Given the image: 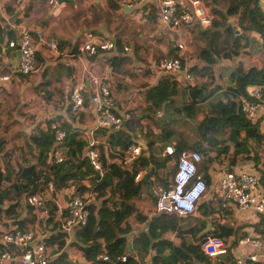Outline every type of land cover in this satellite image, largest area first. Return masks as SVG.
<instances>
[{"label":"trees","instance_id":"trees-1","mask_svg":"<svg viewBox=\"0 0 264 264\" xmlns=\"http://www.w3.org/2000/svg\"><path fill=\"white\" fill-rule=\"evenodd\" d=\"M114 1L116 2L107 1L110 10L121 7L129 9L119 0ZM206 3L209 5V2ZM222 7L223 10L212 9L215 18L208 28L191 26L190 31L194 38L205 43L203 48L198 49V56L204 66H194L189 70V73L199 80L198 84L192 88L180 85L164 73L158 83L144 93V104L138 106L137 112L141 120L150 122L152 131L145 133L146 145L136 143L142 150L131 165L126 166L121 161L123 153L135 143L131 128L110 130L103 140H97L95 148L99 152L104 170L100 178L86 156L87 139L77 128L62 121L60 117L50 118L45 129L38 128L36 134L29 136L26 150L12 148L9 153H3V149L0 151V216L5 206H15L10 208L5 216L13 220L19 230L25 231L32 223L33 216L20 219L17 203L23 197L37 194L50 182L55 191L72 186L79 193H85L93 188L95 203L99 202L100 206L90 208L87 225L78 230L76 241L72 242V246L82 252L88 264H137L134 256L127 255L130 250L125 235L130 231L129 227H122L132 216L138 224L147 225L146 232L135 236L133 243L139 253H147L150 249L155 252L151 261L153 264H209V259L200 251V245L207 237L215 235L221 238L222 234H217V228L204 233L207 225L202 219L214 215L222 216V213L226 212L227 209L222 208L217 200L214 205L199 201L195 213L183 218L165 214H152L150 218L148 215H136L130 202L139 198L142 191L147 189L145 184H139L140 180H135L136 176L148 172L153 167V176L149 178L150 188H154V177L156 184L166 185L174 175L181 151H196L202 155L198 172L206 169L212 155H215L214 160H220L221 157L226 158L230 149L233 150L228 162L231 165H234L238 154L246 155L245 158L251 159L255 166L260 158L258 152L264 156V138L259 129L244 118L238 104L239 99L245 96L248 86H264V12L256 0H224ZM152 12L154 10L149 14ZM231 18L237 21L235 27L229 23ZM251 34L257 35L258 40L250 36ZM250 44H259L253 56L254 65L247 67L240 62L229 74V83L225 88L216 84L212 67L220 61H231L241 53H247L244 50ZM115 49H124L119 40L115 42ZM172 54L171 52L170 55ZM41 63V58L37 57L36 68ZM181 90L184 91L183 101ZM220 91L224 102L214 98ZM58 94L61 95L59 90ZM45 95L47 100L52 98L48 92ZM175 95L179 98V107L174 101ZM58 98L63 101V95ZM59 104L61 103L52 105ZM84 105L88 106L86 99ZM202 105H206V110L202 109ZM160 116L177 119V123L180 117L185 120L200 118L197 127L201 140L188 144L177 137L174 123ZM55 122L60 123L61 129L65 131L61 147L64 161L60 164L48 163V154L54 142L52 126ZM104 132L102 128L97 129L94 137L97 139L104 135ZM157 140L173 143L174 154H147ZM111 151L116 153L115 158L110 157ZM28 156L32 160H29ZM165 165L170 170L169 178H161L157 173V170ZM258 174L256 177L264 191V171L259 170ZM85 181L89 182V187L84 184ZM148 196L155 205V195L148 191ZM49 210L53 215L54 209ZM45 225L41 224V227L45 229ZM263 229V218L258 217L255 230L261 232ZM168 235L177 238L179 245L167 239ZM61 238L60 233L49 235L46 239L42 237L47 246H56V251H60L64 246V240ZM186 239H191V242ZM103 252L107 254L108 261H96L95 258ZM124 255H127L125 262L117 260ZM229 260L230 258L226 259L228 264H233L232 260Z\"/></svg>","mask_w":264,"mask_h":264},{"label":"built area","instance_id":"built-area-1","mask_svg":"<svg viewBox=\"0 0 264 264\" xmlns=\"http://www.w3.org/2000/svg\"><path fill=\"white\" fill-rule=\"evenodd\" d=\"M129 8L140 5L147 6L148 13L154 10L158 25L174 34L173 40L175 54L156 62V68L168 74L171 79L181 85L194 87L199 80L185 71L182 67L181 57L186 47L185 39L190 38L191 26L208 28L214 17L211 9L203 0H119ZM259 6L264 9V0H256ZM52 5L57 0H48ZM184 34H182V31ZM181 32V33H180ZM34 38H37L35 40ZM16 48L20 55L19 64L12 73L27 76L36 71L37 51L45 47L52 54L58 55L55 41L47 40L40 29L29 30L23 28L19 31L17 42L9 44ZM115 50L114 40L95 36L87 33L82 43L77 48V55L88 57L97 56L100 53H110ZM11 74H0V84L9 82ZM175 78V79H174ZM90 86V88H87ZM91 91L89 102L93 107L95 126L85 134L87 139L86 156L102 178L104 170L101 166L98 150L95 148L97 139L94 132L97 129L105 131L120 130L130 121L131 116L126 113L117 115L114 113V103L111 98L109 87L96 74L89 76L88 81H81L74 84L70 92L69 113L77 117L84 110L85 94ZM263 87L248 86L245 89V96L239 99L240 110L244 118L259 129L264 138V106L262 105ZM54 142L48 154V163L60 164L64 161L62 143L65 138V131L57 124H53ZM141 146L132 144L122 155V163L131 165L141 153ZM175 152L174 145L166 143L163 146L162 156H171ZM110 157H116L111 151ZM202 163V155L196 151H181L175 166V172L169 178L166 185L156 184L153 194L156 197L155 213L174 215L179 218L194 214L196 207L204 199L208 190L204 176L198 172ZM142 174L135 178L139 181ZM213 191L214 198L221 207L227 209L232 204L238 210H249L264 221V191L260 187L258 178L242 170L235 171L232 167H224L218 170V179ZM94 200L93 188L88 192L79 193L72 186L55 191L53 184L48 183L43 190L37 194L25 198L24 205L29 211H38L39 217L44 221L45 230L35 226L32 230L21 231L17 228L8 229L0 234V264H57L55 260L60 256V251L50 252L46 241L47 232L56 230L59 233L68 234L73 230L85 227L90 217V204ZM49 209H54L50 214ZM262 233L247 234L238 240L239 245L249 244L254 250L246 256L237 257L235 264H250L257 261L256 251L264 250V229ZM201 253L207 258H217L227 255L228 246L218 236L211 235L200 245ZM127 255L117 258L125 262ZM96 261H108L105 252L99 254ZM148 264H153L152 262Z\"/></svg>","mask_w":264,"mask_h":264},{"label":"crops","instance_id":"crops-1","mask_svg":"<svg viewBox=\"0 0 264 264\" xmlns=\"http://www.w3.org/2000/svg\"><path fill=\"white\" fill-rule=\"evenodd\" d=\"M107 1L108 0H67L66 2L58 4L54 8V5L50 4L48 0H0V74H11L17 67V49L11 48L9 44L11 42H17L18 33L23 28H27L29 30H33L35 28L40 29L42 33L47 36V40L56 42L58 50V55H55L49 52L45 47L40 46V49L37 51V57L41 58L42 63L39 67H37L34 73H31L34 74V76L29 77L31 80L27 79V77L31 74L27 75L25 78V76L12 73L9 82L0 84V96L10 94L13 90H17L16 88H36L39 84H43L41 85L42 89H44L43 94L48 92L52 97L47 101H49L50 104H57L59 102L61 105H63V101L61 102L58 97L64 94L66 95L65 89H67V91L69 90L68 93L70 97V92L74 84L83 80L87 82L90 75L96 74L109 87L111 98L114 103V113L117 115L128 113L131 116L130 121L124 126V128H131L133 130L131 136L134 140L136 130L135 124L137 122L138 124H141V122L144 121L140 119L137 108L138 106H142L144 104V93L146 90L155 86L159 79L163 77L164 73L156 68V63L148 67L137 66L136 70H134V72L132 71L133 74L129 72L125 73L124 62L135 60L134 58H131V54H123L124 52L116 49L113 52L100 53L94 57L77 55V48L82 43L84 36L87 33H90V30H94V6L97 7L98 11L100 12V6H102L104 3L108 7ZM260 9L262 12H264V9L261 7ZM126 11H129V9L127 8ZM104 28L105 22H101L99 25V30L102 33L106 32L103 30ZM161 30L164 29L161 28ZM181 31L182 34H184L183 30ZM189 32L190 36L192 32ZM34 39L37 40V38ZM172 53L173 55L175 54L173 45ZM254 53L251 56L250 63L246 65L243 62L238 61L236 65L231 66V61L234 59L231 61L223 60L215 64L212 68L215 75L216 84L223 75H228L229 77V74L240 62L247 67L249 65L253 66L255 63L253 59ZM185 54L186 50L181 57L182 67H184L185 71L189 72V70L194 66H204V63L200 60L198 55L194 59L188 60ZM245 54L247 55L248 51ZM183 57L184 59H182ZM44 70L45 76L42 77ZM262 87V105L264 106V86ZM87 88H90V86ZM58 90L61 92V95L58 94ZM2 91L4 92L1 95ZM181 91L184 92L183 90ZM90 94L91 91L88 90L85 94V99L87 100L88 106L84 105V110L80 112L77 117H73L69 113L70 103L66 108L67 114H64V111H61L55 115L56 117H60L62 121H66L73 127L77 128L78 132H80V134L84 137L85 134L90 132L95 126L93 107L89 102ZM1 102L2 101L0 100V103ZM54 124H57L60 127V123L55 122ZM45 128L46 126L41 129ZM108 132L109 131H105L104 135L97 137V140H103ZM154 134H156V131H154ZM160 141L161 140H157L152 147V150L154 149V151H151L155 156H162L163 146L165 143H161ZM136 143L140 144L135 142L134 145H136ZM155 149L158 150V152ZM149 152L150 150L147 151V154ZM232 153L233 150L230 149L226 158L221 157L220 160H214L213 158L215 155H212L211 161L207 164L206 169L201 171L207 184V188H209L210 191L209 194L205 195L202 201L206 202L208 205H214L216 201L212 190H214L217 183L219 169L228 166L232 167L235 171L242 170L246 173L258 176L259 174L257 169L261 168V166L264 164V156L261 154V152H259L260 158L256 166L251 159H246V155L244 154H238L235 157L234 165H231L228 162L229 158L232 157ZM160 169L161 168L157 170L158 173L160 172ZM84 184L89 187L88 181H85ZM93 203L96 205L95 199L93 200ZM93 203L91 207H97V205L93 206ZM27 212L28 216L25 217H33H31L32 223L28 225L25 231L32 230L35 228V226H39L41 229L45 230L41 227V224L45 223L39 217L38 211L27 210ZM2 215L4 216L0 218V234L1 232L8 229H18V226L13 220L8 219L3 213ZM150 217L151 215H148V218ZM20 219H23L22 216ZM202 220L205 221L207 229L210 228L209 230H212L213 228H217V234H222L221 238L228 246L229 251L225 256L208 258L209 264H228L226 261L228 258H230L229 261L232 260V263L234 264V261L237 257L246 256L253 253L254 250L249 244L239 245L237 242L239 239L251 232L254 234L262 233L255 230V225H257V217L253 214V212L249 210H238L232 204L227 205V210L225 213H222V216L214 215L212 217L203 218ZM126 223L127 221L123 224V228H125L124 226ZM139 225H137L139 232L132 231L129 228L130 231L125 235L126 242L128 243V248L130 250L129 254L127 255L134 256L137 264H148L152 261L155 252L150 249L147 253H139L137 252L136 246L133 243V238L135 236L146 232V223ZM56 227L57 225H55L54 230H50L48 232L47 237L49 235L51 236L53 234L59 233L57 232ZM77 232L78 230H73L68 234L60 233L62 234L61 239L64 240V246L60 250V256L64 257L60 258L59 256L57 258L58 262L62 264H88L82 255V252L79 251L77 247L72 246V242L76 241L75 235ZM167 239L172 241L175 245H179L180 243V241L172 235H168ZM186 241L191 242V239H186ZM47 247L50 249L51 253L53 252V254H55V252H57L56 246ZM3 249L4 247H1V250ZM255 253H257L258 259L256 262L250 264H264V250H260L258 252L256 251Z\"/></svg>","mask_w":264,"mask_h":264},{"label":"rangeland","instance_id":"rangeland-1","mask_svg":"<svg viewBox=\"0 0 264 264\" xmlns=\"http://www.w3.org/2000/svg\"><path fill=\"white\" fill-rule=\"evenodd\" d=\"M112 1L114 3L116 2L114 0ZM203 1L205 4H207L206 2H209V5H207L210 9L223 10L222 6L224 5V0ZM214 1H218L219 3H214ZM100 9L101 11L99 12L98 8L94 6V30H90L89 32L95 36L107 39L109 38L110 40H114V42L120 40L122 47L124 48V51L121 52H124L123 54H131V58H134L135 60L124 62L125 73L129 72L133 74L132 71L134 72L137 66H152L154 63H158L163 58L172 57L170 55L172 52V42L176 39V37L166 29L161 30V27L158 25L155 12L149 14L147 6L141 7L140 5H137L133 8H129V11H126L127 8L125 7L109 11V8L104 3L100 6ZM101 22H105V28L103 29L106 31L105 33H102L99 30ZM236 22V19H229V23L234 27L236 26ZM190 36L191 37L187 40L185 39L184 42L186 47L185 55L188 60L194 59L198 55V49L201 47L203 48L205 45L203 41L195 39L192 33ZM250 36L257 40L259 38L255 34H251ZM258 47L259 44H250L244 50L245 52L248 51V54L246 55L245 53H241L239 57L231 61V66L236 65L238 61L243 62L245 65L249 64L252 54L256 52ZM182 59H184V57ZM31 76H34V74H31L28 77L25 76V78L27 77L28 80H31V78H29ZM228 83V75H223L218 80L217 84L222 88H225ZM41 85L43 84H39L36 88L30 87L29 89L16 88L17 90H13L10 94L6 95H2L4 92L2 91V96H0V100L2 101L0 103V151L3 149V153H9L12 148H21L26 150V142L28 141L29 136L36 134L38 128H44L47 121L50 118H55V115L61 111H64V114H67L66 108L70 103L68 93L69 90L67 91V89H65L66 95H63V105L59 104L58 106H54L47 101L45 94H43L44 89H42ZM214 98L216 101H225L221 91L215 94ZM174 101L176 102V106L179 107V98L176 95L174 96ZM202 109L206 110V105H202ZM178 119H180L178 123L177 119L173 122L176 130L175 132L178 134L177 137L182 138L188 144H193L201 140L200 130L197 127L200 118L199 120H185L183 117ZM135 125L136 130L134 142H138L144 146V144L146 145L145 133L152 131V126L147 120L142 121L141 124H138L137 122ZM158 150L156 151L158 152ZM152 151H154V149ZM152 151L150 150L149 153ZM28 159L32 160L30 156H28ZM160 168V172H157L159 177L169 178L171 176L169 174L170 170L168 166L165 165ZM259 169L264 170V164ZM204 170L202 169L201 171ZM156 183L157 182L154 177L153 184L156 185ZM150 189L152 190L153 188ZM150 189H144L139 198L131 200L130 204L133 206L136 215H152L155 213L154 202H152L148 196V191H150ZM150 192L152 193V191ZM209 193L210 191L208 188L206 195ZM24 202L25 197L17 203V210L20 212L22 218L28 216V208L25 207ZM96 204L97 207L100 206L99 202ZM91 205L92 204H90V206ZM8 206L3 208V214H7L10 208H15V206ZM93 206L96 205L93 203ZM2 216L4 215L1 214L0 218ZM137 225L139 224L136 221V218L132 216L127 220L125 227H129L132 231L137 232L139 230ZM54 263L62 264L58 262V259H56Z\"/></svg>","mask_w":264,"mask_h":264},{"label":"water","instance_id":"water-1","mask_svg":"<svg viewBox=\"0 0 264 264\" xmlns=\"http://www.w3.org/2000/svg\"><path fill=\"white\" fill-rule=\"evenodd\" d=\"M67 0H57V3L54 5V8L58 5V4H61L62 2H66ZM17 56H18V63H17V65L19 64V60H20V55H19V52L17 51ZM181 96H182V101L184 100V92H182L181 91ZM160 118H164V119H166V120H168V121H171V122H174L175 120L174 119H169V118H166V117H164V116H160ZM166 144V143H165ZM153 172H154V168L153 167H151L149 170H148V172H146L143 176H142V178H141V180L139 181V184H145L146 186H147V188L148 189H150V184H149V178L150 177H152L153 176ZM150 191H152V193H153V189L151 190L150 189ZM210 229V228H209ZM209 229H207V227L205 228V230H204V233L205 232H207ZM61 257H64V256H60V258Z\"/></svg>","mask_w":264,"mask_h":264},{"label":"clouds","instance_id":"clouds-1","mask_svg":"<svg viewBox=\"0 0 264 264\" xmlns=\"http://www.w3.org/2000/svg\"><path fill=\"white\" fill-rule=\"evenodd\" d=\"M141 180V179H140Z\"/></svg>","mask_w":264,"mask_h":264}]
</instances>
